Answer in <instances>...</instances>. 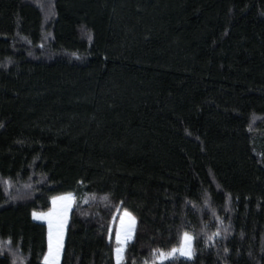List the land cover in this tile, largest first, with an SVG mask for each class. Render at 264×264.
<instances>
[{"label":"trees","instance_id":"1","mask_svg":"<svg viewBox=\"0 0 264 264\" xmlns=\"http://www.w3.org/2000/svg\"><path fill=\"white\" fill-rule=\"evenodd\" d=\"M0 178V264H44L68 192L61 264H116V207L122 264L185 231L164 264H264V0H0Z\"/></svg>","mask_w":264,"mask_h":264},{"label":"snow or ice","instance_id":"2","mask_svg":"<svg viewBox=\"0 0 264 264\" xmlns=\"http://www.w3.org/2000/svg\"><path fill=\"white\" fill-rule=\"evenodd\" d=\"M0 184L4 185L5 191L12 186L11 181L4 178H0ZM24 187L30 189L31 185L25 184ZM103 199H107V197H103ZM72 202V193H64L51 197L52 206L47 212L37 213L36 211H33L34 218L45 219L48 222V250L43 257L44 264H59V256L63 240V228L67 220L68 212L72 207ZM205 203H207V201H205ZM124 217H127L128 221L125 223L122 218V228L117 232L116 236L117 247L114 249L116 264H122L123 253L125 251L124 245L132 238V231L135 224V218L132 217L131 213L127 210L124 212ZM225 231H227V229H225ZM219 235L220 231L218 229L217 232L213 233L208 239L212 240L214 236ZM194 240L195 236L185 231L180 235L178 247L173 246L168 251H165L164 249H154V264H164L165 261L174 259L177 253L180 256L191 258L194 254ZM227 251L228 249L225 248V252Z\"/></svg>","mask_w":264,"mask_h":264},{"label":"rangeland","instance_id":"3","mask_svg":"<svg viewBox=\"0 0 264 264\" xmlns=\"http://www.w3.org/2000/svg\"><path fill=\"white\" fill-rule=\"evenodd\" d=\"M68 193H72V192H68ZM62 194H64V193H62ZM58 195H61V194H58ZM55 196H57V195H55ZM103 197H106V196L105 195H97V194L89 195L83 200L82 206H84V207L85 206L86 207H92V206H95V205H102V206L107 207V205L109 204V200H108V198L107 199H103ZM72 198H73L72 207H71L70 211L68 212L67 220H66V223L64 224V228H63L62 248H61L60 256H59L60 264L62 263L63 246H64V241H65L64 238H65L66 230H67V227H68V224H69V221H70V215H71V212L73 211V209L75 208V196H74L73 193H72ZM51 206H52V203H51ZM84 207L82 209H80L79 211H80V213H82L83 215H86V217H87V216L90 215L89 214L90 210L89 209H85ZM114 210H115L114 216H113V219H112L111 224H110L109 238L113 239L116 242V244H117L116 236H117V232L120 231L121 228H122V218L124 219L125 223H127L128 218L124 217L125 209H121L120 207H116ZM47 211H36V212L37 213H43V212H47ZM129 213H131V212H129ZM131 215H132V217L135 218V224H134L133 231H132V238L130 240H128L127 243L124 245L125 251L123 253V260L125 259L126 249H127L128 243L135 239V236H136V233H137L138 220L132 213H131ZM34 219L36 220V218H34ZM36 221L43 222V223L46 224V226H47V243H48V222H47V220L38 219ZM122 238H123V235H122ZM116 247H117V245H116ZM193 248H194V244H193ZM47 250H48V247H47ZM165 251H168V250H165ZM194 254H195V251H194ZM194 254H193V256H194ZM177 255H179V254L177 253L176 256ZM123 260H122V262H123ZM145 264H153V263L151 261H149V262H147Z\"/></svg>","mask_w":264,"mask_h":264},{"label":"crops","instance_id":"4","mask_svg":"<svg viewBox=\"0 0 264 264\" xmlns=\"http://www.w3.org/2000/svg\"><path fill=\"white\" fill-rule=\"evenodd\" d=\"M36 220H38V219H36ZM66 236V235H65ZM64 240H65V238H64ZM43 262H44V259H43ZM59 264H60V260H59Z\"/></svg>","mask_w":264,"mask_h":264}]
</instances>
